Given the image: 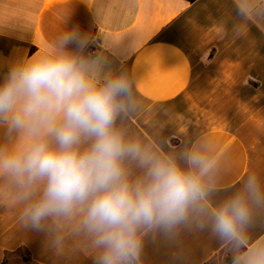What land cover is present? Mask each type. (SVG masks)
<instances>
[{"label":"crops","instance_id":"obj_1","mask_svg":"<svg viewBox=\"0 0 264 264\" xmlns=\"http://www.w3.org/2000/svg\"><path fill=\"white\" fill-rule=\"evenodd\" d=\"M67 34L83 46L64 44ZM60 54L84 59L98 86L112 76L129 83L114 127L140 149L122 161L130 183L156 161L200 177L203 193L184 222L138 230L133 264H246L264 249V203L250 202L235 237L212 226L249 176L264 192V0H0V84L15 67ZM39 138L0 120V151ZM194 154L208 161L207 173L191 164ZM43 190V182L0 173V264H100L84 209L39 225L28 219Z\"/></svg>","mask_w":264,"mask_h":264},{"label":"clouds","instance_id":"obj_2","mask_svg":"<svg viewBox=\"0 0 264 264\" xmlns=\"http://www.w3.org/2000/svg\"><path fill=\"white\" fill-rule=\"evenodd\" d=\"M63 43L83 46L84 41L67 34ZM129 87L121 76L98 86L87 62L69 54L15 67L0 84V120L41 137L23 151H0V173L26 178L29 184L43 182L42 198L25 213L33 225L53 214L84 209L83 224L102 248L100 264H133L141 249L138 230L171 229L184 222L203 193L199 176L161 161L151 164L146 179L129 182L122 161L138 156L140 149L126 143L114 127ZM43 135H50L55 146ZM82 140L91 141L84 151L79 148ZM190 162L200 175L209 170L199 155ZM250 202L264 203L255 176L215 212L214 231L235 237L250 218ZM246 264H264V249L250 255Z\"/></svg>","mask_w":264,"mask_h":264},{"label":"built area","instance_id":"obj_3","mask_svg":"<svg viewBox=\"0 0 264 264\" xmlns=\"http://www.w3.org/2000/svg\"><path fill=\"white\" fill-rule=\"evenodd\" d=\"M87 52L90 56H96L99 53V49L94 46H88Z\"/></svg>","mask_w":264,"mask_h":264},{"label":"trees","instance_id":"obj_4","mask_svg":"<svg viewBox=\"0 0 264 264\" xmlns=\"http://www.w3.org/2000/svg\"><path fill=\"white\" fill-rule=\"evenodd\" d=\"M190 1H195V0H190ZM227 262L229 263V264H231V263H233L234 262V258H232V257H229V258H227ZM209 264H215L214 262H211V263H209Z\"/></svg>","mask_w":264,"mask_h":264}]
</instances>
